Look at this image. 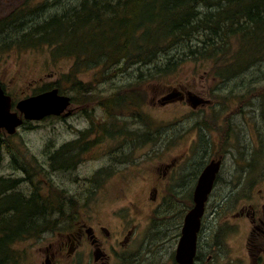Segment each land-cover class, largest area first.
<instances>
[{
    "label": "rangeland",
    "instance_id": "obj_1",
    "mask_svg": "<svg viewBox=\"0 0 264 264\" xmlns=\"http://www.w3.org/2000/svg\"><path fill=\"white\" fill-rule=\"evenodd\" d=\"M72 1L76 2L31 0L28 7L37 12L29 19H48L72 6ZM25 3L26 0H0V19ZM45 4L47 7L43 8ZM52 56L48 45H23L11 37L5 39L3 35L0 36V81L12 97L13 110L18 101L55 88L54 85L58 83L62 89L60 93L71 96L73 101L67 108L73 110L72 114H64L67 113L65 110L61 115L48 116L40 121L26 120L12 135L1 132L8 149L3 153L0 178L18 181L11 193L30 195L37 189L46 197L57 198L68 206L60 215L54 214L51 218L54 223L45 226L38 236L25 237L14 244L15 257L11 264H44V246L50 241L55 242L60 237V231L70 229L67 218L71 215V208L76 212L75 217L81 216L89 225H95L96 220H100L113 233L117 230L115 223L136 215L135 222L129 225L133 229L134 243L125 249V246H118L114 242V237L111 242L116 245L118 255H132L129 260L138 255L140 259L134 264H144L142 258L146 254L141 241L145 237L146 221L142 216L149 212L146 206L138 212L132 203L160 179L164 165L173 166L180 162L184 163L186 170L193 162L200 172L215 154H224L221 179L222 176L237 179L244 173L246 161L243 160L251 157L256 159L261 151L264 154V52L261 60L248 71H242L227 80L217 78L212 72L215 66L206 60L180 61L172 71L152 79L148 78V70L143 72L146 78L138 79L139 71H143V68L137 65L130 68L131 65L126 64L119 66L117 77L104 71L105 66L102 65H89L76 72L75 77H69L73 71V60L65 56L53 59ZM106 75L114 78L110 79ZM132 77L136 79L129 82ZM136 80L139 85H143L146 98L134 104V110H128L127 104L123 108H104L106 105L103 102L110 103L109 96L114 91L113 97L116 95L117 87L132 84ZM76 81L78 87H75ZM180 85L191 90L205 103L193 108L188 99L186 101L180 97L165 106L161 105V101L160 104L152 103L155 96L160 98L161 92ZM211 97L216 99L212 98L214 104L206 103ZM77 106L82 107L74 110ZM217 113L214 122L221 119L213 127L209 116ZM114 122V128L133 130V134L127 137L119 134L120 129L113 131L112 135L102 137L103 141L99 145L94 146V141H89L81 160L73 161L72 165H65L63 169L55 164L56 170L51 166L52 155L66 143L77 141L81 129H89L93 133L101 126L111 128ZM141 130H147L145 138L134 139L130 146L124 148L132 138L138 137ZM218 132L227 137L217 143L212 138L219 136ZM127 138L129 141L125 140ZM105 144L111 145L103 150ZM145 156L148 159V173H144L148 177L147 181L127 183L123 179L124 174L117 173L123 167H133L132 163L137 165L139 160L146 159ZM262 162L258 166L254 165L256 168L247 175L245 188L252 178L262 175ZM23 165L31 168L24 169ZM170 178L175 180L174 176ZM222 186L225 185L219 182L217 193ZM232 239H229L232 252L240 254L241 243ZM109 244L103 243L106 250L111 249ZM161 247L160 251L153 254L155 264H173L174 241L171 239L167 244H161ZM110 254L118 258L115 251L111 250ZM71 260L77 264L73 258Z\"/></svg>",
    "mask_w": 264,
    "mask_h": 264
},
{
    "label": "trees",
    "instance_id": "obj_2",
    "mask_svg": "<svg viewBox=\"0 0 264 264\" xmlns=\"http://www.w3.org/2000/svg\"><path fill=\"white\" fill-rule=\"evenodd\" d=\"M30 1L0 19V36L23 45H48L53 59H72L69 77L89 65L105 66L117 77L119 66L126 64L143 68L138 79L147 77L145 70L152 79L180 61L206 60L215 66L217 78L227 80L248 71L264 52V0H76L44 20L29 19L37 12L28 7ZM137 85L138 80L127 86ZM54 86L62 92L59 83ZM132 97L136 104L138 95ZM1 132L0 166L8 149ZM63 150L52 155L55 170L53 164L60 169L72 165L62 157ZM17 182L0 178V264H11L14 244L38 236L64 207L37 189L30 195L11 193Z\"/></svg>",
    "mask_w": 264,
    "mask_h": 264
},
{
    "label": "flooded vegetation",
    "instance_id": "obj_3",
    "mask_svg": "<svg viewBox=\"0 0 264 264\" xmlns=\"http://www.w3.org/2000/svg\"><path fill=\"white\" fill-rule=\"evenodd\" d=\"M0 83L2 84L1 81ZM126 88H129L130 91L125 92ZM143 88V85H137L135 88L128 87L127 85L117 87L116 95L113 97L114 91L109 96L110 103L108 101L103 102V105H106L104 108L107 110L114 107L123 108L122 106L127 104L128 110H134L132 95L133 93L138 95L137 102L140 99H145ZM4 90L6 91L5 88ZM172 92L179 93L180 99H186V101L189 95L192 94L191 90L186 89L185 86H173L161 92L160 98L155 96L152 99V103L158 102L160 104V100ZM6 93L8 94L7 91ZM69 97L71 98V96ZM212 98L206 100V103L210 102V104H214L212 101L215 98ZM173 102L174 99L161 105L165 106ZM203 103L200 104L203 105ZM71 104H73L72 98ZM81 107L77 106L74 110L81 109ZM68 113L72 114L73 110L68 109ZM216 117H218V113L209 116L210 121L213 122L211 123L213 127H216L221 119L214 122ZM112 124L111 128L110 126H101L100 129L93 131V133H90L89 129H81L77 141L66 143L63 146L62 157L64 160H67L68 163L81 160L85 152L84 148L86 144H89V141H94V146L99 145L103 141L102 137H107L108 134L112 135L113 131L116 132L120 129L119 134L127 137L133 134V130L116 129L114 128L116 127L115 122ZM146 135L147 130H141L138 133V137L132 138L131 141L128 138L125 139L129 142L125 144L124 148L130 146L134 139H143ZM219 136H213L212 140H217L218 143L220 139L222 140L227 137L224 133L219 134ZM110 145H103V150ZM261 152L257 154L256 159L251 157L243 160L244 162L246 161L244 173L239 175L237 179L234 177L223 178V176L221 179V172L224 168V154H215L200 172V169L198 170L196 164L193 162L186 170L184 163L181 164L180 162L173 166L164 165V172L160 176V179L154 185L149 186L142 193L143 196L140 195L142 197L132 203V206L138 212L144 206L148 208L149 212L142 216L146 221L145 237L141 241L143 252L146 254L142 258L145 261L144 264H155L153 254L157 250L160 251L162 248L161 244H167L171 239L176 244L172 262L173 264H181L177 258V252L183 235L182 230L185 217L195 206L194 194L199 177L205 167L211 163H218V170L215 174L213 189L209 193L205 203L204 214L201 217V225L197 233L196 251L192 264H264V171L261 176L257 175L255 178H252L249 186L246 185L247 187L245 188L244 185L248 180L246 177L249 172L256 168L258 163L264 162V159H262V157L264 158V154ZM145 158L139 160L137 165L132 163L133 167H123L117 170V173H123V179L127 183L147 181L148 177L144 173H148V165H146L148 159L147 156ZM173 176L175 180H171L170 177ZM219 182H222L225 186H222L220 192L217 193L216 189ZM226 185H229L227 190L225 189ZM257 186L259 187L257 188ZM188 198L189 200L187 201ZM63 206L62 211H65L68 206L65 202ZM70 213L71 215L67 218L70 223V229L68 231L65 230L66 232L60 231L58 233L60 237L55 242L50 241L44 246V264H73L71 258L77 264H116L120 260L122 261L118 264H134L139 261L140 257L138 255L130 260L129 258L132 255H126L125 253L118 255L116 245L111 242L114 237V242L118 246H125V249L134 243L133 229L129 225L135 222L136 215L131 219L115 223L117 224V230L113 233L100 220H96L95 225H89L81 216H74L76 213L74 208H71ZM130 214L133 215L132 213ZM171 232H174L171 235L172 238L170 236ZM232 238L241 243L240 254L232 252L229 242V239L231 240ZM103 243H110L109 248L111 249L106 250ZM111 250L112 252L115 251L119 259L116 258V260L110 254Z\"/></svg>",
    "mask_w": 264,
    "mask_h": 264
},
{
    "label": "water",
    "instance_id": "obj_4",
    "mask_svg": "<svg viewBox=\"0 0 264 264\" xmlns=\"http://www.w3.org/2000/svg\"><path fill=\"white\" fill-rule=\"evenodd\" d=\"M179 96V93L172 92L160 101L165 103ZM188 100L193 107H197L204 102L202 98L195 94H190ZM70 104L71 98L60 93L59 89L55 87L18 101L15 104V110H13L12 97L6 93L0 83V132L5 131L7 134L12 135L26 120L40 121L48 116L61 115L65 110L67 113L64 114L68 115L70 113H68L67 108ZM217 170L218 163H211L205 167L199 177L194 194L195 206L185 217L183 235L178 246L177 258L181 264H192L201 217L204 214L208 195L213 189Z\"/></svg>",
    "mask_w": 264,
    "mask_h": 264
}]
</instances>
